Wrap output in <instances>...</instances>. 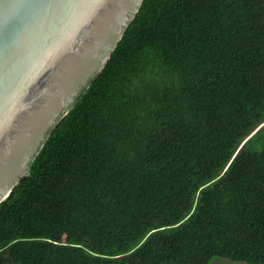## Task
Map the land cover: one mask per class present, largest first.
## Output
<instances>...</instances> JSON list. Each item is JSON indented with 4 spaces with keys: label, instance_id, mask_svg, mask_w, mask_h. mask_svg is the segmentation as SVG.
Returning a JSON list of instances; mask_svg holds the SVG:
<instances>
[{
    "label": "trees",
    "instance_id": "16d2710c",
    "mask_svg": "<svg viewBox=\"0 0 264 264\" xmlns=\"http://www.w3.org/2000/svg\"><path fill=\"white\" fill-rule=\"evenodd\" d=\"M264 264V0H142L0 201V264Z\"/></svg>",
    "mask_w": 264,
    "mask_h": 264
},
{
    "label": "water",
    "instance_id": "95a60500",
    "mask_svg": "<svg viewBox=\"0 0 264 264\" xmlns=\"http://www.w3.org/2000/svg\"><path fill=\"white\" fill-rule=\"evenodd\" d=\"M142 0H0V201L101 71Z\"/></svg>",
    "mask_w": 264,
    "mask_h": 264
},
{
    "label": "rangeland",
    "instance_id": "374dc122",
    "mask_svg": "<svg viewBox=\"0 0 264 264\" xmlns=\"http://www.w3.org/2000/svg\"><path fill=\"white\" fill-rule=\"evenodd\" d=\"M209 264H246V263L240 261H231L227 258H222V257H213L209 261Z\"/></svg>",
    "mask_w": 264,
    "mask_h": 264
}]
</instances>
